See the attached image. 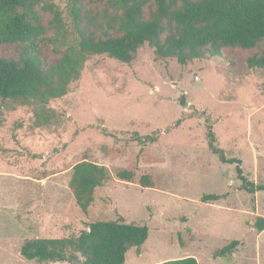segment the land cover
Here are the masks:
<instances>
[{"label":"rangeland","instance_id":"rangeland-1","mask_svg":"<svg viewBox=\"0 0 264 264\" xmlns=\"http://www.w3.org/2000/svg\"><path fill=\"white\" fill-rule=\"evenodd\" d=\"M43 2L59 6L78 45L71 0ZM38 47L45 67L61 56L46 41ZM23 48L4 45L0 55L17 57ZM262 50L264 41L251 49L229 47L186 65L158 58L149 44L132 63L90 55L67 94L46 105L52 119L41 127L34 122L39 104L0 98V264H78L28 260L21 247L32 238L76 237L92 222L120 217L149 227L147 241L128 251L126 264L188 256L199 264H264V229L256 225L264 217V191L240 189L235 164L210 152L207 129L210 123L217 145L242 160L251 180L264 183V70L247 66ZM135 132L159 138L144 150ZM102 146L126 151L107 155ZM84 158L109 172L87 211L70 186L73 167ZM121 169L133 170L134 178H118ZM144 174L153 187L140 184ZM226 191L225 199L201 201ZM234 239L240 240L234 253L215 257Z\"/></svg>","mask_w":264,"mask_h":264},{"label":"trees","instance_id":"trees-1","mask_svg":"<svg viewBox=\"0 0 264 264\" xmlns=\"http://www.w3.org/2000/svg\"><path fill=\"white\" fill-rule=\"evenodd\" d=\"M42 3L43 0H0V47L24 46L17 57L0 55V98L39 104L34 120L37 127L50 123L52 114L46 105L67 94L90 55L106 54L132 63L139 49L149 44L158 58H175L186 65L197 59L222 56L224 48L251 49L264 41V0H71L78 45L70 41L71 34L59 6ZM41 11L51 13L52 17L45 20ZM42 41L50 43L54 52L61 55L46 67L38 47ZM247 66L264 70V50L250 55ZM207 129L210 152L223 163L235 164L240 189L248 193L264 191V183L254 182L244 172L240 158L228 157L217 145L210 123ZM158 138L157 132L134 133V139L144 150ZM101 149L114 156L126 151L125 147ZM134 176L131 169L117 172V177L126 181ZM108 179L106 166L86 158L76 162L70 186L82 210H88L96 189ZM140 184L153 187L151 176L144 174ZM229 193L204 194L201 201L216 202ZM256 225L263 230L264 217H258ZM148 237L146 224L126 222L122 217L98 220L76 237L27 239L21 255L40 263L76 256L83 258V264H126L128 251L133 247L140 249ZM239 244L240 240H232L217 250L215 257L234 253ZM160 264L199 263L188 256Z\"/></svg>","mask_w":264,"mask_h":264},{"label":"water","instance_id":"water-1","mask_svg":"<svg viewBox=\"0 0 264 264\" xmlns=\"http://www.w3.org/2000/svg\"><path fill=\"white\" fill-rule=\"evenodd\" d=\"M183 104H184L185 107H187L186 103H183ZM67 260L76 262L78 264H83V258H81V257L73 256V257L68 258Z\"/></svg>","mask_w":264,"mask_h":264}]
</instances>
